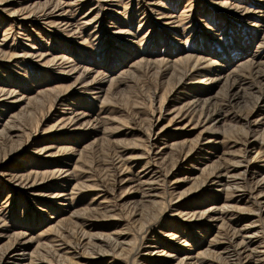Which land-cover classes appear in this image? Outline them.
I'll use <instances>...</instances> for the list:
<instances>
[{"label":"rangeland","instance_id":"374dc122","mask_svg":"<svg viewBox=\"0 0 264 264\" xmlns=\"http://www.w3.org/2000/svg\"><path fill=\"white\" fill-rule=\"evenodd\" d=\"M258 4L0 0V264H264Z\"/></svg>","mask_w":264,"mask_h":264},{"label":"bare ground","instance_id":"6f19581e","mask_svg":"<svg viewBox=\"0 0 264 264\" xmlns=\"http://www.w3.org/2000/svg\"><path fill=\"white\" fill-rule=\"evenodd\" d=\"M256 2L257 3H259L258 4V11H256V13L257 14H259L258 16H260L261 18V20H263L264 21V0H256ZM235 8V7H234ZM164 15V14H163ZM168 18V17H167ZM171 18H173V17H171ZM25 19H28V18H25ZM175 20V19H174ZM171 22V21H170ZM173 22H175V21H173ZM175 24H173L172 26H174ZM171 27V26H170ZM263 38L262 40H264V34L263 35H261L259 38ZM260 44H262V45H264V42L262 43V42H260ZM243 55V54H242ZM244 55H246V60L245 61H242L241 62V64H239V66H241V65H253V67H259V66H261V70H262V61L261 60H258V58H259V55H260V53L258 52V51H255L254 53L253 52H247V53H244ZM264 55V54H263ZM241 58H244V56H242ZM209 60V59H208ZM211 63V62H210ZM205 64L207 65V64H209V62H207V61H205ZM208 66V65H207ZM212 69V68H211ZM258 69V68H257ZM259 69H260V67H259ZM239 70V69H238ZM260 70V71H261ZM223 71V70H222ZM258 71V70H257ZM224 72H221V71H219L218 73H217V79H219V78H221V74H223ZM259 73V72H258ZM264 73V72H263ZM259 74H262V72L261 73H259ZM264 76V75H263ZM214 76L213 75H211V73H209V75H208V77H206V80H207V82H208V84L209 83H213V85H215L214 84V82H215V80H214V78H213ZM236 80H232L231 81V85L230 86H228V90H229V92H233V94L230 96V97H232V98H234L235 96H237V93L240 91L239 89L240 88H238L239 87V85H238V87H237V84L238 83H236L235 82ZM261 81V80H260ZM264 86V85H263ZM262 87V86H261ZM262 89H263V87H262ZM260 90V89H259ZM208 92H209V90L205 93V94H203V95H207L208 94ZM260 92H261V90H260ZM264 92V91H263ZM258 99H260V100H263V103H264V93H262L261 95H260V97L258 98ZM14 256H17V255H14ZM180 262H182V261H180Z\"/></svg>","mask_w":264,"mask_h":264}]
</instances>
